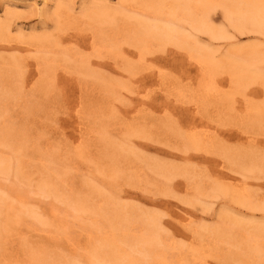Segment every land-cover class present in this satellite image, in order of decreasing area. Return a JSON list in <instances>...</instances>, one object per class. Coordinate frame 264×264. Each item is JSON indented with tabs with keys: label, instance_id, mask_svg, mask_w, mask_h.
Masks as SVG:
<instances>
[{
	"label": "rangeland",
	"instance_id": "374dc122",
	"mask_svg": "<svg viewBox=\"0 0 264 264\" xmlns=\"http://www.w3.org/2000/svg\"><path fill=\"white\" fill-rule=\"evenodd\" d=\"M133 1L0 0L11 28L0 41V264H117L102 244L113 232L128 244L154 234L166 264H264L246 243L264 233V111H251L264 106V86L231 93L224 67L238 50L264 55V35L217 10L226 38L193 30L191 51L159 41L142 59ZM107 9L118 16L103 36L133 31L121 55L89 46V15ZM73 35L60 47L31 42ZM196 48L221 65L212 90L188 55Z\"/></svg>",
	"mask_w": 264,
	"mask_h": 264
},
{
	"label": "bare ground",
	"instance_id": "6f19581e",
	"mask_svg": "<svg viewBox=\"0 0 264 264\" xmlns=\"http://www.w3.org/2000/svg\"><path fill=\"white\" fill-rule=\"evenodd\" d=\"M129 6L135 8V9H133L134 11H131V12H133L136 15H131V17H132V19H135V21H137L138 26H139V30L137 31V33L133 34L135 36L133 38L135 40H137L138 43L133 44V45L136 46L138 50H142V52H144L141 55L142 59H144L143 55L147 51H149V49H152L155 46L153 44H155L156 42H159V41H164L165 45L166 44H173L181 50H185V51L190 50L189 48L192 47L191 41H192V37L194 35L193 30L204 32V33L210 35L211 37H213L217 40H220L222 38H226L228 36L227 30L224 27L216 26V24H215L214 15H216L215 12L217 10H220L221 12L223 11L227 17L236 21L237 25L240 26L242 28V30H245L247 33H254V34L258 33V34L264 35V0H135V1L131 2V4H129ZM89 16H90L89 17L90 21L92 23H94L95 25L94 24L93 25L96 27L95 28L96 30H94V33L92 35L91 44L89 46L91 49L94 50V53H97L96 54L97 56H99V55L103 56L102 53H105V52H107L109 55L110 54H113L115 56L121 55V53L123 52V45L124 44H131L129 41V38H130V31H132V30L127 31L126 34H123V35L118 34V33H114L113 37L112 36H103L104 34H102V32H101L102 30H105L104 27H106L107 24L111 23V21L113 22V20H115V18L118 16L116 10L108 11V9H107V10L101 12L100 14L94 15V13H93V15H89ZM72 18H73L72 20L70 18L66 19V20L67 21L70 20L69 21V22H71L70 24H72V21H73V23H75L76 21L80 20L79 18H75V17H72ZM91 22H90V25H91ZM3 25H5V24H3ZM6 26L3 27L2 25H0V41L4 35L6 36V35L11 33V28L6 27ZM188 26L191 28L192 31L187 30ZM87 28L88 27H86V29ZM91 29L93 30L94 27L93 28L91 27ZM88 30H86V31L88 32ZM78 31H77V33H79ZM86 31L84 30L83 32L87 33ZM73 37H74V35L73 36H66V37L60 36L57 38L50 37L47 40L34 39L31 42L35 43L34 45H36V43H38V46L41 45V47H42L44 42L54 41L56 43V45H59V47H60L65 41H67L69 39L72 40ZM7 39H8V37H7ZM48 44H50V43H48ZM63 46H65V45H63ZM130 47H132V46H130ZM136 47H134V48H136ZM248 48H250V47H248ZM251 48L252 49L247 50L244 55L243 54L241 55L240 50L235 51L233 54L234 57H230L231 62H229L228 64L226 63V66H224L225 62L222 64V66H224L226 68L225 74L227 73V75H229V78H230V82H231L230 91H231V93L237 94L238 91L246 90L248 88V86L253 84V83H259V84H262V86H264V69L261 68V64H263V62H264V55H262V51L258 50L257 47L253 46ZM117 49H119V52L115 53ZM243 49H245V48H243ZM194 52H195L194 54L192 52H189L188 55L191 58V60L194 61L202 70L201 71L202 74L200 77V86L203 89H208V90L214 89V85H217L216 84L217 78L215 77L217 74L216 71H217L218 67H221L220 63L219 62H213L212 57L207 52H203L201 49L196 48ZM76 53L80 54V56H81L80 61L82 62L83 65L91 66V59H90L89 55H88L89 56L88 57V56H83V54L81 55L80 52H76ZM235 55H236V57H235ZM124 57H125V55H124ZM125 73H127V71ZM144 98H147V97H144ZM251 111H258V112L264 111V106L262 107V109L261 108L257 109V108L251 107ZM7 162L8 161H4V160L0 159V168L2 170L4 168L3 166L4 165L6 166ZM7 166H8V164H7ZM217 191H229V190L226 189V187L222 186V187H219L217 189ZM245 191H246L245 189L240 188V189H238L239 193L238 192L237 193L239 195H241L242 198L249 199L250 198V196L248 195L249 193H247L248 191L247 192H245ZM197 194H199V192H197ZM0 195H3L2 198H0V206L6 205L8 203L7 197L6 198L4 197V195H5L4 193L0 194ZM248 196H249V198H248ZM55 214H57V213H55ZM55 214H54V216H56ZM113 216H114V214H113ZM120 217L122 219H123V217H125V219H126L125 215H123V217L121 215ZM128 219H131V218H128ZM152 219H151V217H148V219H145L146 221L150 220V223L147 222L149 224L147 226H149L150 228L154 224V221H153L154 219L153 220ZM145 220H144V223H145ZM155 221H156V219H155ZM153 227H154V225H153ZM224 227H223L224 228L223 230L227 229L226 225ZM219 229L221 230L220 227H219ZM255 230L257 231V229H255ZM263 230H264V228H263ZM127 231H128V228H127ZM148 231H150V230H148ZM224 232L225 231H223V233ZM113 233L114 234H112L110 237L105 238V240H104L105 243H102L103 249H105V252H106L105 254H107V256H109L110 259L117 258L124 264H140V261L138 262L137 260H134L131 257L132 254L130 255L131 250L137 249L138 251L139 250L141 251L139 253L143 257L145 255L144 259L146 257L149 259L148 262L150 261V264L152 262L166 264L167 260H166L165 255H164L166 252L165 253L163 251L162 252H156V250L154 248L155 242H156V244L159 243V241L156 239V236L154 234L148 235V236H146V235L140 236V234H139L140 238H138V237H137L138 239L135 238L136 241L134 243L131 242L130 244L126 243V238H125V241H123V238L119 239V240L123 241L125 245L127 244L128 249H129V251H127V252H129V254H128L127 252H125L126 249L123 250V248L121 247L122 245L120 243H118L119 240L117 239L115 232H113ZM128 233H130V231H128ZM250 233H252V231ZM262 233H254V234H251V235L246 237L247 245L251 246V248L253 247L254 251H256L258 254H260L261 252L264 253V249H262L261 248L262 246H260V241H262V239H264V233L263 234ZM217 234H218V232H217ZM219 234H220V231H219ZM231 236H232V234H231ZM233 238H235V237H232V239ZM130 239H131V237H130ZM222 240H224V239H222ZM121 241H119V242H121ZM235 241H237V240H235ZM228 243L230 244V242H228ZM241 243H243V242L241 241ZM160 244L161 243H159L158 246H160ZM169 244L171 245L172 243H169ZM238 244L239 243H237L236 245L239 247ZM263 244H264V242H263ZM140 246H141V249H138V247L140 248ZM100 247H102V245L98 246V248H100ZM98 248H97V250L94 251L96 253L97 257L102 256V254L100 252L104 251V250H101L99 252ZM166 248H167V246H166ZM171 248H173V247L171 246ZM174 249H176V248H174ZM164 250H165V248H164ZM138 251H136V252H138ZM139 253H137L138 256L140 255ZM115 255H117L118 257H111V256H115ZM90 256L91 255L89 254L87 257L92 260V258H90ZM262 258L264 259V257H261L260 259H262ZM115 260L116 259L111 260V261L119 263V260L118 261H115ZM141 260H143V259H141ZM181 262H183V261H181Z\"/></svg>",
	"mask_w": 264,
	"mask_h": 264
}]
</instances>
